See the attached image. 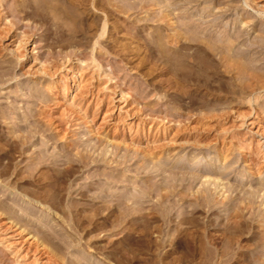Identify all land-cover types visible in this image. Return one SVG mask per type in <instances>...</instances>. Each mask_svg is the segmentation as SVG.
<instances>
[{"label": "rangeland", "instance_id": "1", "mask_svg": "<svg viewBox=\"0 0 264 264\" xmlns=\"http://www.w3.org/2000/svg\"><path fill=\"white\" fill-rule=\"evenodd\" d=\"M0 264H264V0H0Z\"/></svg>", "mask_w": 264, "mask_h": 264}, {"label": "bare ground", "instance_id": "2", "mask_svg": "<svg viewBox=\"0 0 264 264\" xmlns=\"http://www.w3.org/2000/svg\"><path fill=\"white\" fill-rule=\"evenodd\" d=\"M81 60H82V59H81ZM78 77H79V79L81 78V76H78ZM76 84H77V80H74L72 87H75Z\"/></svg>", "mask_w": 264, "mask_h": 264}]
</instances>
